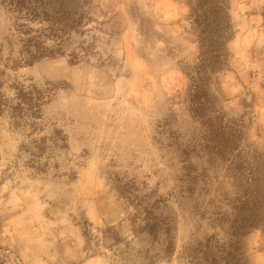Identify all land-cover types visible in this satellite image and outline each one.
Segmentation results:
<instances>
[{"label": "rangeland", "instance_id": "374dc122", "mask_svg": "<svg viewBox=\"0 0 264 264\" xmlns=\"http://www.w3.org/2000/svg\"><path fill=\"white\" fill-rule=\"evenodd\" d=\"M191 1L0 0V97L40 103L0 113V264H264V0L224 1L205 118Z\"/></svg>", "mask_w": 264, "mask_h": 264}, {"label": "trees", "instance_id": "16d2710c", "mask_svg": "<svg viewBox=\"0 0 264 264\" xmlns=\"http://www.w3.org/2000/svg\"><path fill=\"white\" fill-rule=\"evenodd\" d=\"M224 1L225 0H192L190 5V19L198 40L199 54L196 63L191 67L187 75L190 82L189 93L196 98V101L193 102L194 112L199 118H205L204 113H201L203 110L202 107H204V99L202 96L208 97L207 82L209 72H213L215 68L222 63L225 53V41L228 39L231 32L230 23L227 20L229 15L224 11V9H226ZM36 57L35 55L32 56L33 59ZM15 99L17 102L14 105H9L7 100L0 97V113H2L4 109H11V114L17 117L22 114L34 117L37 114L40 104L39 100L32 102L29 93H26L22 89H18ZM256 170H258L257 173L248 178V180H253V182L261 181L253 185L255 188V196L256 198L258 197L257 207L259 208L264 203V189L262 188V186H264V158L257 167H253V171L255 172ZM259 220L261 222L263 219L259 218ZM154 224H150L148 220L146 221V227L149 232L150 230H154ZM203 245L204 247H212V249L214 247L216 248V245L212 243L206 242ZM229 253L230 252H227V254ZM199 254L200 255L195 259L196 261L205 264L217 263L215 256L206 254L201 250ZM233 260V256L229 259L224 257L225 264H238V259L236 263H234ZM230 261L233 263H230Z\"/></svg>", "mask_w": 264, "mask_h": 264}]
</instances>
